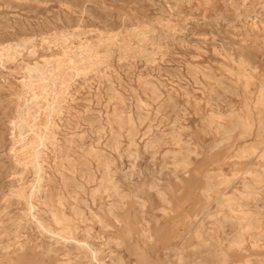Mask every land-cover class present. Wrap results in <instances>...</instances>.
<instances>
[{
  "label": "rangeland",
  "instance_id": "obj_1",
  "mask_svg": "<svg viewBox=\"0 0 264 264\" xmlns=\"http://www.w3.org/2000/svg\"><path fill=\"white\" fill-rule=\"evenodd\" d=\"M0 264H264V0H0Z\"/></svg>",
  "mask_w": 264,
  "mask_h": 264
}]
</instances>
